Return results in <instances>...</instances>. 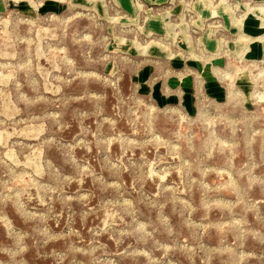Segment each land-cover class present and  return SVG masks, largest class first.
Returning a JSON list of instances; mask_svg holds the SVG:
<instances>
[{"label":"rangeland","instance_id":"1","mask_svg":"<svg viewBox=\"0 0 264 264\" xmlns=\"http://www.w3.org/2000/svg\"><path fill=\"white\" fill-rule=\"evenodd\" d=\"M0 264H264V0H0Z\"/></svg>","mask_w":264,"mask_h":264},{"label":"crops","instance_id":"2","mask_svg":"<svg viewBox=\"0 0 264 264\" xmlns=\"http://www.w3.org/2000/svg\"><path fill=\"white\" fill-rule=\"evenodd\" d=\"M249 28H250V30H252V28H253V25H251V24H250V25H249Z\"/></svg>","mask_w":264,"mask_h":264}]
</instances>
